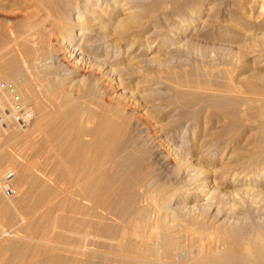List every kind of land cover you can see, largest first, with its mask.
Returning <instances> with one entry per match:
<instances>
[{"label":"bare ground","instance_id":"bare-ground-1","mask_svg":"<svg viewBox=\"0 0 264 264\" xmlns=\"http://www.w3.org/2000/svg\"><path fill=\"white\" fill-rule=\"evenodd\" d=\"M138 2L0 0V139H5L0 186L6 170H11L20 187L15 194L23 202L22 214H29L20 219L32 230L26 238L48 245L41 259L30 264H264V209L255 208L258 202L246 205L244 199L243 213L228 208L227 196H218V187L211 186L216 180L204 178L188 159L187 130L178 145L170 146L172 154H165L139 134V121L129 119L116 102L126 92L109 97L123 84L117 71L118 43L128 39L133 47L128 33L139 19L133 11ZM121 3L133 9L123 27L115 25L110 14ZM196 23L204 24L202 19ZM80 65L87 72L76 81ZM83 81L84 89H72ZM227 101L224 106L236 104ZM150 111L147 114L155 116ZM18 121L25 127L22 140L11 132ZM170 124L168 130L173 128ZM3 127L7 129L2 131ZM17 145L35 156L26 152L21 159ZM260 177L244 188L246 198L256 196L259 190L254 186L264 185V173ZM253 228L258 232L252 233Z\"/></svg>","mask_w":264,"mask_h":264},{"label":"rangeland","instance_id":"rangeland-1","mask_svg":"<svg viewBox=\"0 0 264 264\" xmlns=\"http://www.w3.org/2000/svg\"><path fill=\"white\" fill-rule=\"evenodd\" d=\"M140 1L137 0L139 4L134 7V10L132 9L138 15L140 14L139 19L135 23L136 26L128 33L134 38L133 47L131 48L130 43L132 42L128 39H121L120 44L118 43L121 46H118V53L120 51L122 64L120 61L117 63V71H119V76L124 85H119L118 89L116 87V91L112 89L113 91L109 92V97H113V92H126V95L124 94L126 97L123 95L122 101L116 100V102L121 103L124 110L126 109L125 112L129 119L139 121L140 125H137V129L141 130L139 134L149 139L150 144L165 154H172L170 149L179 144L180 136H182L184 129L187 130L189 141L184 144L189 146L190 154L188 151L184 154H188V159L193 160L190 161H192L194 168L197 167L196 170L203 173L204 178L209 175L210 182L213 179L216 180L214 182L217 184L212 183L211 186L218 187V196L222 193V195L227 196L226 200H230L227 202L228 208L231 207L234 212L243 213L245 210L243 206L252 203L254 200V203L258 202L255 208L258 205L264 209V185L254 186L256 190H259L258 193H255V197H247V199L243 192L249 185H252L250 182L261 180L260 176L264 173V0H179L180 2L177 3L172 0H144L146 3L143 0ZM127 8L128 6L121 3L117 6L116 12H114L116 9L111 10L110 14L113 16L112 20L115 25L123 27L122 24H127V15L132 11ZM197 19H202L204 24H207H202L204 25L202 26L196 23ZM182 25L189 26L184 29ZM95 28L98 29V26ZM130 49L132 50L130 51ZM140 57L144 60L142 61ZM128 64L132 67L129 68ZM78 67L81 75L78 74V78L75 77L76 81L80 80L83 73L87 72L85 66L80 65ZM124 79L128 80L124 82ZM142 81H144L143 84ZM80 83L77 82L76 88L72 87V89H84L86 87L85 81ZM130 84H133L132 88ZM154 94L158 97L157 101L153 98ZM142 95L147 96V98H142ZM165 95L169 97L167 98ZM156 96L154 97L156 98ZM220 96L226 98H220ZM130 99L134 102L130 103ZM227 100L235 102V106H224L223 103ZM155 101L158 105L154 103ZM159 105L162 107L159 108ZM136 106L137 108H134ZM186 107L190 108L187 109ZM232 107L234 108L232 109ZM147 108L152 109L153 111H149L155 116L151 113L148 115ZM157 108L160 110L159 113L156 112L158 111ZM162 108L164 110H161ZM184 109L187 110L184 111ZM157 114H161L158 115L161 117L156 116ZM147 115L155 118L150 116L149 119ZM166 116L168 117L166 118ZM168 123L172 124H170L171 127L169 126L170 128L173 127L172 129L168 130ZM20 124L22 123L19 121L13 124L11 132L22 140L25 136V127ZM156 125H164L163 127L167 125L166 132H162L165 131L162 130L163 127L159 129V126ZM6 129L3 127L2 131ZM6 133L4 134L6 135ZM170 134L172 135L170 136ZM161 136L167 137L169 140H164ZM4 141L5 139H0V150L5 146ZM172 141L177 143H172ZM17 146L15 149L21 159L33 155V153L26 151L22 145ZM211 153L214 155L212 156ZM171 159L175 161L176 156L171 155ZM6 171L5 174L7 175H3L6 180L0 186V244L3 245L0 247V264H30L41 259L43 249L48 245L43 242L36 243L26 238L32 230L28 223L20 224V219L25 216L29 218V214L25 216L22 214L21 204L23 202L21 199H17V194H15L17 190L19 191V184L13 180L15 176H12L11 170ZM186 179L183 178V183ZM244 180H247L248 183ZM182 186L184 187V185ZM24 187L22 188L24 190L23 195L29 190L28 186ZM244 199H246V205ZM226 200L224 199V201ZM2 201L8 205L13 204V206L4 204L5 207ZM2 206L4 207L2 208ZM252 206H254L253 203ZM10 210L12 211L10 212ZM242 216L240 215V217ZM253 232L257 233L258 230L254 229ZM25 257L26 261L24 260Z\"/></svg>","mask_w":264,"mask_h":264}]
</instances>
